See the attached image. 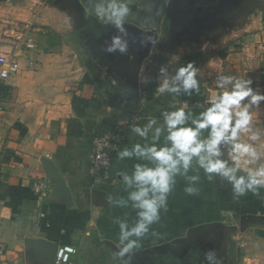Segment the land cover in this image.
<instances>
[{"label":"crops","instance_id":"obj_1","mask_svg":"<svg viewBox=\"0 0 264 264\" xmlns=\"http://www.w3.org/2000/svg\"><path fill=\"white\" fill-rule=\"evenodd\" d=\"M170 1L136 0L128 23L146 31L143 24L148 21L191 30L187 51L183 44L179 47L181 63L167 66L174 72L194 61L200 68L201 95L181 101L198 111L195 103L215 88L217 73L247 75L253 87L264 89V0ZM16 23L30 26L37 46L14 47L20 70L0 79V240L8 247L5 258L11 263L52 264L57 247L70 246L74 251L66 264H113L119 231L113 220L135 215L130 208L109 209V196L125 195L120 172L130 171L135 162L118 160L117 152L139 141L130 125H143L167 109L170 98L155 92L160 66L148 62V46L138 43H130L128 54L105 52V43L118 33L89 11L88 0H61L57 6L52 0H0V48L8 49L4 31ZM187 28H176L174 36L183 39ZM136 112L141 119L128 124ZM258 119L264 123V111ZM121 125L110 173L96 181L91 172L93 139ZM51 168L64 180L65 191ZM38 180L48 182L46 197L34 191ZM213 183L201 172L198 187L208 185L209 192L188 196L178 178L168 211L153 225L155 243L140 247L132 264H204L206 251L198 248L180 252L182 257L143 251L185 235L183 229L218 220H208ZM203 200L207 207L198 214L197 204ZM239 200L250 210L240 215V222L236 216L238 222L232 225L237 235L232 239L226 234L215 248L218 258L222 264H242L247 256L252 264H264V189L259 197L249 193ZM221 209L232 216V209ZM200 214L208 218L190 224L188 217Z\"/></svg>","mask_w":264,"mask_h":264},{"label":"clouds","instance_id":"obj_2","mask_svg":"<svg viewBox=\"0 0 264 264\" xmlns=\"http://www.w3.org/2000/svg\"><path fill=\"white\" fill-rule=\"evenodd\" d=\"M135 2L88 0L89 11L118 33L105 43V52L128 54L130 43L143 47L155 42L149 32L130 41L125 26L134 14ZM199 75L194 61L174 72L161 65L155 92L170 98L167 109L149 116L143 125H130V133L139 141L117 152L118 160L135 162L130 171L120 172L125 195L109 196V209L130 208L135 215L113 220L119 228L113 264L121 260L132 264L143 239L156 235L153 225L168 211L178 178L185 182L183 192L188 196L200 193L201 172L209 182L230 186L237 201L249 193L259 197L264 189V126L258 119L264 111V91L253 87L254 80L247 75L217 73L215 88L196 101L195 111L180 98L200 97ZM204 264H222L215 249L204 253ZM242 264L252 262L244 256Z\"/></svg>","mask_w":264,"mask_h":264},{"label":"built area","instance_id":"obj_3","mask_svg":"<svg viewBox=\"0 0 264 264\" xmlns=\"http://www.w3.org/2000/svg\"><path fill=\"white\" fill-rule=\"evenodd\" d=\"M4 37L8 43V49L0 48V79L6 80L11 75L16 74L20 70V63L17 59L16 48L25 47L27 49L36 48V41L32 35L30 26L12 24L4 31ZM264 91V89L262 90ZM4 110L0 103V113ZM140 112L134 113L128 121V124L136 123L141 119ZM124 125L119 126L113 133L101 134L93 139V148L91 153V172L94 180L101 181L110 173L114 162V153L117 150L118 142ZM3 150L0 146V164L3 159ZM34 191L39 198L46 197L49 192L48 182L38 180L34 184ZM7 244L0 240V264H24L11 263L6 260ZM72 247H59L54 264H66L70 262V254L74 251H68Z\"/></svg>","mask_w":264,"mask_h":264},{"label":"rangeland","instance_id":"obj_4","mask_svg":"<svg viewBox=\"0 0 264 264\" xmlns=\"http://www.w3.org/2000/svg\"><path fill=\"white\" fill-rule=\"evenodd\" d=\"M52 3L54 5H60L61 4V0H52ZM195 28V25H192ZM143 27L145 29H147L148 31H154V32H158V38L155 39V42L151 45H147L148 49H149V53L151 56L148 57L150 63L152 62H157L156 64H158L159 66L161 65H178L181 63L180 59V54H181V50H180V46L183 44V47H185L188 43H190V32L191 30L189 28H187V25H177L176 27L172 24V23H156V22H145L143 24ZM178 27L181 28H187V31L185 32V34L183 35L184 38L183 39H179L176 38L174 36L173 33L177 32ZM225 27L223 26V29ZM88 29V28H87ZM146 31V30H145ZM153 49V50H152ZM185 51H187L186 47L184 48ZM214 51H219L218 49H215ZM215 54V52H214ZM179 59V60H178ZM261 126H264V123H261ZM244 139H246L247 137H243ZM213 186V212L212 215L210 216V219L208 220H215L218 219L216 221H223V219L227 220V223L224 222L227 225H232V224H236L238 221L240 222V218L243 213H245V211H248L249 208L245 207L243 204L244 202H242V200H234L232 197V193H231V188L230 186H226L223 183H217L214 182L212 184ZM199 188L202 190V192L200 191L201 195H205V193L209 192L208 190V185L206 187V185H200ZM205 189H207V191H205ZM225 189V192H221ZM228 192H227V191ZM227 193V194H226ZM199 202V201H198ZM238 204V206H236ZM197 207H199L196 211L197 213H203L204 208L207 207L204 203V200L201 201L200 203L197 204ZM225 211V208H228L229 210L232 209V216L229 214L228 217H226V213L222 212ZM250 210V209H249ZM200 214V215H201ZM197 215L196 217H188L190 224L194 225L197 224L198 222H202L204 220H206L208 217L204 216V215ZM236 216L238 217V221L236 222ZM252 224V223H251ZM185 226V224L183 223L182 226ZM247 228V226H246ZM185 231V232H184ZM184 232L186 234V230L183 229L181 231V233ZM237 230H229L228 231V236H230L232 239H235L234 237L237 235ZM227 234V233H226ZM226 234H225V238L222 240V242L226 239Z\"/></svg>","mask_w":264,"mask_h":264},{"label":"water","instance_id":"obj_5","mask_svg":"<svg viewBox=\"0 0 264 264\" xmlns=\"http://www.w3.org/2000/svg\"><path fill=\"white\" fill-rule=\"evenodd\" d=\"M175 1L176 0H171L170 2L171 4H173ZM183 1H187V0H183ZM171 12L174 13V9H172ZM173 13H171L172 16H173ZM106 26L111 28L113 31H116V29L113 28L112 26L110 25H106ZM125 27L127 28L129 34H132L136 37H138L140 33H145V32H149L155 39L158 36L157 32L145 31L139 28L137 25L132 24V23H127ZM50 174L53 177H58L61 190L65 191L66 188H65L64 180L59 175L57 169L51 168ZM229 230L230 231L237 230V227L234 225H227L222 221H212V222L201 223L199 225L190 227L186 231L185 235L175 237L159 245L151 246L143 252L146 254L150 253L151 255L173 254V255L182 257L181 255H179L180 252L186 253L190 249L195 250L198 248L204 251H208L210 249H215L217 246L219 247L222 240L225 238V234L228 233ZM58 249L59 247H57L56 249L52 264H54L55 262Z\"/></svg>","mask_w":264,"mask_h":264},{"label":"trees","instance_id":"obj_6","mask_svg":"<svg viewBox=\"0 0 264 264\" xmlns=\"http://www.w3.org/2000/svg\"><path fill=\"white\" fill-rule=\"evenodd\" d=\"M154 239L153 237L150 235V236H146L143 241H142V245L141 247H147V246H150L152 244H154Z\"/></svg>","mask_w":264,"mask_h":264}]
</instances>
